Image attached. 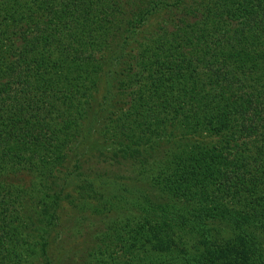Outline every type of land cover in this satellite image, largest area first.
Masks as SVG:
<instances>
[{
  "label": "trees",
  "instance_id": "1",
  "mask_svg": "<svg viewBox=\"0 0 264 264\" xmlns=\"http://www.w3.org/2000/svg\"><path fill=\"white\" fill-rule=\"evenodd\" d=\"M77 253L264 264V0H0V264Z\"/></svg>",
  "mask_w": 264,
  "mask_h": 264
},
{
  "label": "rangeland",
  "instance_id": "2",
  "mask_svg": "<svg viewBox=\"0 0 264 264\" xmlns=\"http://www.w3.org/2000/svg\"><path fill=\"white\" fill-rule=\"evenodd\" d=\"M101 171H102V169H101ZM123 175L127 177L129 175V173H127V172L124 171V174ZM20 178H21L20 180H22V182L24 184H26L28 182V180H29V177L26 174H24V173L20 175ZM122 182H124L125 184H127V190L128 191L130 190V192L134 195V198H137L140 195H141V197L143 195H146V196L148 195L149 198L152 199V201L155 200V198H154V191H153V189L151 187H149V185H147L145 183L144 184L142 183V187H141V185L139 184V182H134L136 188H143L144 189V192L142 193V189L139 190V189H135V188H132V187L129 188V185L128 184L130 182L128 180L121 179L120 180V183H122ZM137 193H138V196H137ZM123 197H124L123 198L124 201L129 198L128 195H125V194H124ZM64 208H65V210H68L69 211V207L67 205H64ZM90 217H92V215H90L89 218ZM67 220H71L73 222L74 218L68 217V216H65V215L64 216L62 215L61 218H60L61 223L57 227V229L55 230L56 231V234L58 235V237L57 238L55 237V232H53V234H52V244L51 245L53 247H51V250H53V251L56 250L57 240L58 239H60V238H63L64 239V238L71 237L72 235H74L73 232H76L77 229L80 228L81 225L84 226L85 228H87L88 232H89V230H92V228H94V226L92 225V224H94L93 223V220H86L87 221L86 222V221H82V220L79 219V223H78L79 226H77V227L74 226V224L72 222H67ZM211 224L214 225L215 231H213L211 233L210 238H211V241L215 240L214 245L217 248L220 247L221 244L224 243L226 245H224L223 248H227V249L228 248H230V249L233 248V249H235L238 252H245V254L248 253L245 250L244 247H238L237 246V244H236L237 241H236V238L234 236L233 230H232V228L229 225L225 224V222H223L221 220H218V219L215 222L211 223ZM211 241H210V243H211ZM54 244H55V246H54ZM57 251H59V250H57ZM79 254L80 253H77L72 258H69V260L66 261L65 264H69L70 261H71V259L72 260L73 259H77V262H78V258L80 256ZM52 260H56V258L53 257ZM38 261H40V260H38ZM70 264H72V263H70Z\"/></svg>",
  "mask_w": 264,
  "mask_h": 264
}]
</instances>
